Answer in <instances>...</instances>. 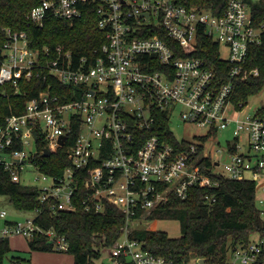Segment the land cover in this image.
I'll list each match as a JSON object with an SVG mask.
<instances>
[{"label": "built area", "instance_id": "1", "mask_svg": "<svg viewBox=\"0 0 264 264\" xmlns=\"http://www.w3.org/2000/svg\"><path fill=\"white\" fill-rule=\"evenodd\" d=\"M88 5L105 38L88 54L78 56L61 45L32 48L25 31L5 29L0 85L11 83L18 91L21 79L44 84L21 113L0 116V167L10 180L35 188L53 213L74 211L76 198L86 211L104 213L107 204L120 210L125 224L103 250L112 264L123 259L174 264L130 236L133 222L171 196L185 199L193 186L216 185L211 175L254 181L264 220V111L249 113L247 101L232 102L234 81L258 74L244 63L249 46L262 43L264 19L255 23L244 0H228L218 15L194 0H39L27 19L38 27L50 17L71 22ZM198 36L219 45L228 67L224 73L184 54L191 53ZM160 111L169 125L176 113L183 123L208 126L209 132L194 141L178 138L174 145L149 134ZM230 125L232 139L211 148L208 141L216 139V131ZM38 142L45 146L39 149ZM64 146L70 165L60 174L42 171L33 160L36 153L47 150L50 156ZM28 171L37 174L36 182L24 181ZM33 211L35 217L23 221L5 219L0 239L39 234L52 249L67 251L63 236L36 223L40 207ZM252 235L229 249L225 264H264V234Z\"/></svg>", "mask_w": 264, "mask_h": 264}, {"label": "trees", "instance_id": "2", "mask_svg": "<svg viewBox=\"0 0 264 264\" xmlns=\"http://www.w3.org/2000/svg\"><path fill=\"white\" fill-rule=\"evenodd\" d=\"M39 0H0V48L5 40V29L25 31L32 48L45 44L61 45L76 55L88 54L104 42V32L97 27V17L91 5L86 6L82 17L66 21L50 17L42 27L29 24L27 14ZM205 9L218 15L224 10L228 0H194ZM250 7L255 23L264 19V0H244ZM197 44L191 53L185 55L200 57L214 68L228 67L220 59L219 45L210 37L198 36ZM183 54V55H184ZM180 55V54H177ZM244 66L257 69V75L246 79H236L233 84L232 102L237 105L264 89V37L262 43L250 45ZM18 91L11 83L0 85V116L11 112L21 113L25 101L44 89L38 80H19ZM264 111V106L261 107ZM153 132L178 145V138L170 130L167 115L156 113ZM74 136V134H73ZM68 141V138H67ZM45 143L38 142L43 148ZM34 161L48 174H60L70 165L66 156V146L44 158L36 153ZM208 164V162H207ZM216 185L189 189L185 199L171 196L169 203L151 210L144 219L150 226L136 227L131 237L142 243L143 249L157 255L171 257L174 264H225L228 251L236 243H246L253 233L264 234V220L259 214L257 202L258 188L250 179L231 180L211 175ZM80 187L76 197L83 191ZM0 194L9 197L16 209L33 210L40 207L36 223L44 229L52 228L65 238L68 249L74 258L73 264H92L100 258L103 250L112 245L126 218L115 206L107 204L104 213L86 211L76 198L74 211L51 212L47 203H40L35 188L10 180L9 173L0 167ZM158 219H178L182 234L172 238L165 231L154 228ZM153 224V225H152ZM153 226V227H151ZM31 250L51 251L52 243L45 236L36 234L28 238ZM8 238L0 239V264H33L29 258L11 256ZM100 264H112L110 258ZM117 264H132L123 259Z\"/></svg>", "mask_w": 264, "mask_h": 264}, {"label": "rangeland", "instance_id": "3", "mask_svg": "<svg viewBox=\"0 0 264 264\" xmlns=\"http://www.w3.org/2000/svg\"><path fill=\"white\" fill-rule=\"evenodd\" d=\"M221 55L226 56V50L223 48L221 50ZM247 110L249 113H254V111L260 107L264 106V89L257 95H253L248 98L247 100ZM170 130L173 132L176 138H182L188 141H194L198 139L199 136H204L207 135L209 132L208 126H197L194 124L190 123H183L179 117L178 114H174L173 117L171 118L170 121ZM232 130H233V125L228 126L227 128L224 129H219L216 131V139L211 138L208 141V144L210 145L211 148L213 146H218L216 145L219 144L220 147H225L227 145V141L232 139ZM32 149V148H30ZM37 174L34 171H28L24 175V181L26 183H33L36 182L35 177ZM5 210L6 211V216L4 218L0 217V228L3 225V222L5 219H10V220H19L23 221L26 217H35L36 213L33 210H20L16 209L14 205L10 202L9 197L5 194H0V211ZM151 223L149 221H146L143 218H139L133 222V227H148L150 226ZM153 225V224H152ZM154 228L157 230H162L165 231L170 237L176 238L181 236L182 230H181V225L178 219H158L154 223ZM151 226V227H153ZM251 238H255V236H251ZM11 240V245L12 246H20L23 243L27 245V240L25 238L23 239H15L13 237H10ZM47 253L50 254V262L51 264H54V260L58 256H69L72 258L71 254L66 253V252H58L56 250L54 251H48ZM11 256H22L25 258H30L29 254L27 251H20L17 249H12L11 252L8 255V258ZM108 260V253L106 251L102 252L100 258L94 259L92 261V264H100L102 262H106ZM35 264V263H34ZM43 264H50V263H43Z\"/></svg>", "mask_w": 264, "mask_h": 264}, {"label": "crops", "instance_id": "4", "mask_svg": "<svg viewBox=\"0 0 264 264\" xmlns=\"http://www.w3.org/2000/svg\"><path fill=\"white\" fill-rule=\"evenodd\" d=\"M6 220H10V219H6ZM14 220V219H13ZM5 221V220H4ZM3 225H4V222H3ZM2 225V226H3ZM10 237H13L15 239H23L25 238L27 240V245H25L24 243L20 246H12L11 245V240H10ZM9 239V245H10V248L11 250L12 249H17V250H20V251H27L28 254H29V259L30 261L34 264H43V263H50V254L47 253L48 251H41V250H31L30 247H29V244H28V238L25 237V236H22V235H19V234H15V235H11L9 237H6ZM51 251H54L51 250ZM58 252H63V251H58ZM65 252V251H64ZM68 253V252H66ZM71 254V253H69ZM72 258L65 255V256H58L55 260H54V264H73L74 262V258H73V255L71 254ZM22 257V256H21ZM25 258V257H24ZM199 262V261H198Z\"/></svg>", "mask_w": 264, "mask_h": 264}, {"label": "water", "instance_id": "5", "mask_svg": "<svg viewBox=\"0 0 264 264\" xmlns=\"http://www.w3.org/2000/svg\"><path fill=\"white\" fill-rule=\"evenodd\" d=\"M60 143H62V139L60 140ZM44 157L49 156V152L47 150L44 151V153L42 154ZM199 264H203L204 263V258H200L199 259Z\"/></svg>", "mask_w": 264, "mask_h": 264}]
</instances>
